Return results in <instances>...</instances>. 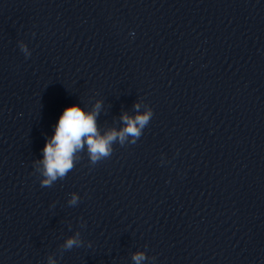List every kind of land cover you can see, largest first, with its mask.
I'll list each match as a JSON object with an SVG mask.
<instances>
[{"label":"clouds","instance_id":"clouds-1","mask_svg":"<svg viewBox=\"0 0 264 264\" xmlns=\"http://www.w3.org/2000/svg\"><path fill=\"white\" fill-rule=\"evenodd\" d=\"M26 51V49H25ZM101 103L98 101L92 111H85L78 104L66 107L60 115L55 131L48 139L43 148L42 187H50L58 178H64L74 167V158L78 151L87 146L90 160L93 164L112 153V144L119 140L121 144L128 136L139 137L141 129L148 123L151 112L137 114L130 117L124 114L121 119L125 126L117 131L110 129L103 135L100 134L96 117L100 111ZM139 108V105H136ZM76 197H73L75 203ZM78 245L76 238H69L65 247L71 249ZM136 264L146 259L142 252L133 255Z\"/></svg>","mask_w":264,"mask_h":264}]
</instances>
